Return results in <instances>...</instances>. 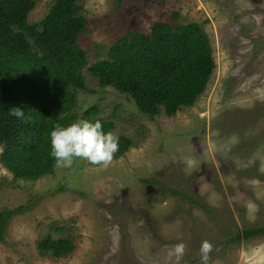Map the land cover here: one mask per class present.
<instances>
[{
    "label": "rangeland",
    "instance_id": "rangeland-1",
    "mask_svg": "<svg viewBox=\"0 0 264 264\" xmlns=\"http://www.w3.org/2000/svg\"><path fill=\"white\" fill-rule=\"evenodd\" d=\"M54 1L36 0L28 21H41ZM79 1L88 67L76 121L99 103L100 116L115 122L108 131L133 144L107 169L76 159L37 179L16 177L0 161V210L25 206L6 227L0 264H176L169 251L178 243L187 246L179 264H201L202 241H222L234 225H264V0ZM158 20L199 24L216 68L192 106L150 117L100 86L89 66L109 58L128 28L150 32ZM48 235L72 239L75 249L60 258L41 251ZM209 264H264V234L222 244Z\"/></svg>",
    "mask_w": 264,
    "mask_h": 264
},
{
    "label": "trees",
    "instance_id": "trees-1",
    "mask_svg": "<svg viewBox=\"0 0 264 264\" xmlns=\"http://www.w3.org/2000/svg\"><path fill=\"white\" fill-rule=\"evenodd\" d=\"M36 4V0H0V161L16 177L25 179H37L54 170L50 132L56 124L76 121L77 90L87 89L83 71L88 67V54L79 42L87 25L82 4L55 0L41 21L30 23L28 17ZM215 68L212 42L199 24L174 25L162 20L155 21L150 32L128 28L111 45L109 58L89 66L100 86L130 96L150 117L162 110L173 116L184 106H192L206 90ZM14 106L23 108V118L9 114ZM101 107L99 103L89 106L83 119L101 121L107 132L115 122L100 116ZM132 144V138L120 135L114 157ZM179 195L208 214H216L201 197ZM24 209L0 210V242L10 219ZM262 234L264 225H234L222 241L212 242L210 258L222 244ZM38 248L60 258L75 245L70 238L48 235Z\"/></svg>",
    "mask_w": 264,
    "mask_h": 264
},
{
    "label": "clouds",
    "instance_id": "clouds-1",
    "mask_svg": "<svg viewBox=\"0 0 264 264\" xmlns=\"http://www.w3.org/2000/svg\"><path fill=\"white\" fill-rule=\"evenodd\" d=\"M8 112L18 118L24 117V110L19 106L11 107ZM50 144V156L54 159L56 169L71 168L76 159L86 160L92 165L107 169L119 150V137L111 131L105 132L99 120H78L66 126L56 124L50 132ZM187 163L191 166L192 161L188 160ZM261 171H264V168ZM213 247L208 240L201 242V264H209ZM186 249V244L178 243L172 246L169 256H175L176 264H179Z\"/></svg>",
    "mask_w": 264,
    "mask_h": 264
}]
</instances>
